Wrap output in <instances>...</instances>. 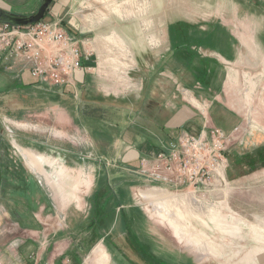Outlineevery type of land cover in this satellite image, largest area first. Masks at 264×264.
Here are the masks:
<instances>
[{
    "label": "rangeland",
    "instance_id": "rangeland-1",
    "mask_svg": "<svg viewBox=\"0 0 264 264\" xmlns=\"http://www.w3.org/2000/svg\"><path fill=\"white\" fill-rule=\"evenodd\" d=\"M49 7L42 20L51 19L52 12L60 13L72 31L77 32L70 25L75 24L83 36L94 40L98 58L91 59V73L106 75L100 92L109 97L113 92L120 98L127 91L129 84L123 81L135 78L137 67L169 66L172 70L174 65L185 64L187 72L180 75L173 67L172 78L207 85V77H201L206 73L201 69L194 78L190 66L229 61L234 45L236 62L214 73L222 78L228 68L237 72L238 79L226 89L222 102L232 104L240 135L243 129L252 135L245 137L249 143L243 147L230 145L228 164L236 156L243 158V164L229 166L226 185L206 187L196 196L151 190L133 170L116 167L122 142L115 153L112 147L97 149L94 137L101 145L108 140L98 136L105 124L90 118L93 108L84 92L77 88L72 93L64 90L63 96L33 93L29 86L12 80L0 64V204L14 206L11 190L15 186L30 201L37 182L45 198H53L42 176L28 171L27 153L37 152L65 162L69 187H79L71 191V197L82 200L78 207L72 203L74 213L88 207L84 198L98 176L100 210L111 216L112 211L117 213V224L122 227L121 237L112 234L102 240L103 246L129 264H264V159L257 157L247 164L246 158L264 147V0H54ZM166 32L171 51L167 50ZM164 87L167 92L172 89L169 83ZM145 108L149 114L159 109L160 122L168 117L159 101ZM97 110L102 120L125 119L108 116L106 109ZM105 132L115 136L114 141L118 137L113 130ZM127 178L133 183L126 182ZM51 180L59 183L56 175L51 174ZM81 181L86 183L80 189ZM146 193L154 198L152 202L149 194L142 198ZM109 223V219L102 221V227Z\"/></svg>",
    "mask_w": 264,
    "mask_h": 264
},
{
    "label": "crops",
    "instance_id": "crops-1",
    "mask_svg": "<svg viewBox=\"0 0 264 264\" xmlns=\"http://www.w3.org/2000/svg\"><path fill=\"white\" fill-rule=\"evenodd\" d=\"M41 1L0 0V10L15 15H31L39 8ZM61 5L59 2L58 7L62 8ZM59 14L52 12L54 17L60 18ZM74 26L77 28L75 24ZM166 34L165 39H167V50L169 51L171 47L170 34L169 32ZM229 35L233 39H237L231 32ZM154 45L156 44L154 43ZM230 47H232L234 57L229 61L216 62V64L208 66L199 63L190 66L191 68L200 67L207 74H205L209 81L207 85H202L199 81L186 84L187 81L172 78L173 67H177L182 75L187 68L185 64L174 65L172 70L169 66L137 67L134 73L136 77H127V80L123 81V83L129 84L126 88L127 91L120 93V98L113 92L111 93L113 97H109V95L100 92L102 88L100 83L106 76L102 71L100 74L91 73L90 75L85 71L78 72L76 75L77 88L85 93V101L93 108L90 109V118L94 119V123L105 124L103 125L104 131L99 132L98 136L108 140L104 145H101L94 137L93 141L96 143L97 149L101 152L111 150L112 147L115 153L118 144L122 142L123 145L117 152L120 155L116 157V162L120 165H116V167L121 171H135L140 158L154 156L163 144L169 143L181 132L198 135L205 124L211 127L217 126L225 132L237 127L238 123L232 104L222 102V98L226 97V89L238 79L237 72L228 68L226 78H216L217 75L215 76L219 67H226L227 64L236 62L234 60L238 56L237 49L234 45ZM90 63L84 64L87 67H92L93 65ZM214 71L216 72L214 73ZM6 72L14 80L12 75L8 71ZM242 76L247 78L245 74ZM97 78L100 82H97ZM17 82L29 86L28 90H32L33 93L58 92L54 89L44 90L38 87L26 75ZM168 83L172 85V89L169 88L167 92L164 85L166 86ZM250 84L254 86L255 82L251 81ZM68 92L72 93V91ZM130 94H137V96L135 98L127 96ZM58 95L63 96L60 92ZM153 101L162 103L163 109L167 111L168 117L163 122H160L159 109L150 111L151 114H149L145 108V104ZM194 104H197V107ZM200 108L204 109L203 113ZM97 109H106L109 111L108 116L117 118L118 115L119 117L125 116V119L121 122L102 120L101 115L96 114ZM112 127L113 129H111ZM110 130H113L115 135L117 133L118 137L115 138V141V136L105 134V131ZM19 154L22 156L20 152ZM27 154L30 160L28 171L42 176L45 184L49 185L53 191V198H45L44 189L38 182L36 194H31L30 201H25L24 198L27 197L21 195L23 189L21 190L18 186L11 190L14 206L9 205L5 208L3 202L0 204V264H129L109 252L110 250L108 251L105 245V247L103 246L102 240L106 237L112 234L121 237L122 233L119 232L122 227L117 224L119 218L117 213L112 211L113 215L111 216L108 212L100 210L98 176L93 179V190L84 198L88 207L82 208L81 212L77 214L74 213L71 205L75 203L78 207L82 200L73 199L71 191H75L79 187L77 185L69 187L71 179H67L68 170L64 166L65 162H61L62 158L56 160L37 152ZM22 157L24 160L26 159L24 156ZM51 174L56 175L59 183L51 180ZM131 179L127 178L126 182L133 183ZM85 183L86 181L79 182L80 189L82 185L85 186ZM66 184H68L67 188ZM129 192L128 198H131L130 194L132 193ZM147 194L150 193L142 194L143 197H141L146 199ZM150 198H152L151 195ZM149 208L151 207H147L151 212ZM214 210H217V206L214 207ZM130 214L133 215L132 217L135 216L134 212H130ZM107 219L110 220L109 225L102 227V221L106 222ZM131 230L133 231L132 227ZM114 242H117L116 238Z\"/></svg>",
    "mask_w": 264,
    "mask_h": 264
},
{
    "label": "built area",
    "instance_id": "built-area-1",
    "mask_svg": "<svg viewBox=\"0 0 264 264\" xmlns=\"http://www.w3.org/2000/svg\"><path fill=\"white\" fill-rule=\"evenodd\" d=\"M62 21L52 15L28 26L0 23V64L14 80L26 75L44 90L77 91L76 75L91 73L93 66L84 63H90L94 55L97 60V51L94 40L72 24L77 32L68 30ZM240 129L225 132L205 124L198 135L181 132L154 156L140 158L133 172L147 187L173 194L196 196L206 187L226 185L230 145L243 147L249 143L245 137L252 135L243 129L241 136Z\"/></svg>",
    "mask_w": 264,
    "mask_h": 264
},
{
    "label": "water",
    "instance_id": "water-1",
    "mask_svg": "<svg viewBox=\"0 0 264 264\" xmlns=\"http://www.w3.org/2000/svg\"><path fill=\"white\" fill-rule=\"evenodd\" d=\"M53 1L54 0H42L38 6L39 8L31 15H15L0 10V23H5L12 27L28 26L37 23L44 18Z\"/></svg>",
    "mask_w": 264,
    "mask_h": 264
},
{
    "label": "trees",
    "instance_id": "trees-1",
    "mask_svg": "<svg viewBox=\"0 0 264 264\" xmlns=\"http://www.w3.org/2000/svg\"><path fill=\"white\" fill-rule=\"evenodd\" d=\"M63 25L68 29V30H71L70 27H68L64 22H63ZM252 155V156H251ZM259 158V159H264V147L263 146H260L258 147V149L250 152L246 158H247V164H252L254 159L255 158ZM257 158V159H258ZM241 164H243V158H238L236 156L235 159L231 160V163L229 164V166L231 165H234L236 166L237 168H239V166H241Z\"/></svg>",
    "mask_w": 264,
    "mask_h": 264
},
{
    "label": "flooded vegetation",
    "instance_id": "flooded-vegetation-1",
    "mask_svg": "<svg viewBox=\"0 0 264 264\" xmlns=\"http://www.w3.org/2000/svg\"><path fill=\"white\" fill-rule=\"evenodd\" d=\"M172 49L170 48V50L169 51H171ZM193 50V49H192ZM193 51H195V50H193ZM194 57V56H193ZM174 59V58H173ZM198 68L200 69V67H197V68H191L190 70H188L189 71V73H190V75L192 76V77H194V78H196L195 76H196V74H197V72H199L200 74L202 73V70L200 69V71L198 70ZM188 69V68H187ZM186 69V70H187ZM187 72V71H186ZM190 76V77H191ZM201 77H205V75H201Z\"/></svg>",
    "mask_w": 264,
    "mask_h": 264
},
{
    "label": "bare ground",
    "instance_id": "bare-ground-1",
    "mask_svg": "<svg viewBox=\"0 0 264 264\" xmlns=\"http://www.w3.org/2000/svg\"><path fill=\"white\" fill-rule=\"evenodd\" d=\"M24 156H25V155H24ZM141 193H142V192H141ZM149 195H151V194H149ZM159 195H160V194H159ZM148 199H150V201H151L152 199L154 200V198H148ZM172 199H173V198H172ZM153 200H152V201H153ZM152 201H151V202H152ZM149 205H150V204H149ZM158 208H159V207H158ZM170 221H171V220H170Z\"/></svg>",
    "mask_w": 264,
    "mask_h": 264
}]
</instances>
